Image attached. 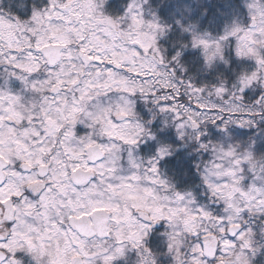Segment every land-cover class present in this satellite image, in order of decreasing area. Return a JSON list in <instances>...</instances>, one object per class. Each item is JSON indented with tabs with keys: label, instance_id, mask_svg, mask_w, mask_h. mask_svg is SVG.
I'll return each instance as SVG.
<instances>
[{
	"label": "snow or ice",
	"instance_id": "6c2138e0",
	"mask_svg": "<svg viewBox=\"0 0 264 264\" xmlns=\"http://www.w3.org/2000/svg\"><path fill=\"white\" fill-rule=\"evenodd\" d=\"M0 0V264H264V0Z\"/></svg>",
	"mask_w": 264,
	"mask_h": 264
},
{
	"label": "trees",
	"instance_id": "16d2710c",
	"mask_svg": "<svg viewBox=\"0 0 264 264\" xmlns=\"http://www.w3.org/2000/svg\"><path fill=\"white\" fill-rule=\"evenodd\" d=\"M18 2H23L25 4L28 3V0H18ZM126 2V0H109L108 8L112 12H119L122 10V5Z\"/></svg>",
	"mask_w": 264,
	"mask_h": 264
}]
</instances>
